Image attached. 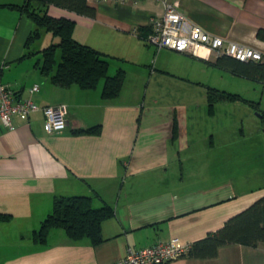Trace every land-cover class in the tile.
<instances>
[{
  "label": "crops",
  "instance_id": "1",
  "mask_svg": "<svg viewBox=\"0 0 264 264\" xmlns=\"http://www.w3.org/2000/svg\"><path fill=\"white\" fill-rule=\"evenodd\" d=\"M170 1L185 14L186 30L197 25L260 50L264 63V0ZM23 2L0 0V84L40 107L66 106L69 125L49 133L42 111L16 115L15 130L0 121V213L10 215L0 221V264H115L129 249L172 238L193 244L264 196V79L242 75L232 61L220 64L224 56L209 48L193 56L148 44L153 20L165 13L162 2L88 0L95 17L56 6L50 13L74 19V38L108 56V75L124 70L123 85L112 98L103 96L104 78L93 89L60 87L41 70L43 47L26 48L32 20L7 6ZM217 71L252 83L255 94L261 86V97L216 84ZM211 89L239 99L211 111ZM229 102L239 105L241 119L217 115L216 106ZM233 119L241 123L240 139L253 140L240 172L230 164L238 150L227 147L237 141ZM219 144L226 146L223 170L215 165ZM75 195L113 209L102 224L105 241L94 246L65 232L59 243H35L32 233L56 198ZM168 264H264V243L229 244L213 258Z\"/></svg>",
  "mask_w": 264,
  "mask_h": 264
},
{
  "label": "trees",
  "instance_id": "2",
  "mask_svg": "<svg viewBox=\"0 0 264 264\" xmlns=\"http://www.w3.org/2000/svg\"><path fill=\"white\" fill-rule=\"evenodd\" d=\"M7 6L16 8L34 24V29L26 41V48L31 49L43 28L58 39L40 50L43 57L41 70L50 75L52 83L60 87L79 84L82 88L93 89L104 78L103 96L112 98L119 94L124 81V70L120 69L115 75H108L110 64L108 56L74 38L76 21L68 16L57 17L50 13V7L56 6L79 15L95 17V9L88 5V0H24L21 5ZM260 37L264 39L262 33ZM58 51L60 58L57 56ZM230 61L233 69L242 75L264 79L262 61L242 62L224 56L220 64L228 65L231 64ZM236 99H239L238 95L211 89L208 103L212 111L215 103ZM112 216L113 209L110 206L104 204L96 207L91 196H58L52 211L41 222L39 228L33 231L32 239L35 243L44 245L53 230L63 229L72 241L88 238L94 246H97L105 241L102 224ZM8 219H10L9 214L0 213V221ZM261 243H264V196L229 218L221 228L191 244L187 256L199 259L213 258L225 245L257 246Z\"/></svg>",
  "mask_w": 264,
  "mask_h": 264
},
{
  "label": "built area",
  "instance_id": "3",
  "mask_svg": "<svg viewBox=\"0 0 264 264\" xmlns=\"http://www.w3.org/2000/svg\"><path fill=\"white\" fill-rule=\"evenodd\" d=\"M106 1V0H104ZM116 3L142 0H107ZM165 5V13L155 18L151 24V32L146 42L157 50L170 49L197 56L202 48H209L217 56H229L242 62H261L263 53L255 48L247 47L223 37L214 36L200 26L194 25L189 30L184 28L186 16L179 11L176 4L170 0H155ZM39 86L33 87L38 91ZM42 111L46 119L49 133H61L68 128V108L61 106L40 107L32 99H19L14 90L0 84V121L9 130H15L14 117L16 115H30ZM191 244L184 243L179 238L158 242L138 250L129 249L126 256L115 264H167L188 255Z\"/></svg>",
  "mask_w": 264,
  "mask_h": 264
},
{
  "label": "rangeland",
  "instance_id": "4",
  "mask_svg": "<svg viewBox=\"0 0 264 264\" xmlns=\"http://www.w3.org/2000/svg\"><path fill=\"white\" fill-rule=\"evenodd\" d=\"M57 40L58 39L54 38L51 32H49L47 29L43 28L40 31V37L37 39L35 44H33V48H36L38 46L46 47L49 44H51L52 42H56ZM59 55H60V53H58V56ZM221 73H223V72H221ZM221 73H220V71H217V73H215V75H214V82L216 84H219V85H222V86H227L230 89L231 88L232 89H238V88H242V87H247L245 89V91H248L249 93H252V95H255L256 97H261V90H259V89H262L261 86H257L258 94H255L256 91L254 92V90H252V88H249V87H253L252 83L249 85L246 81H242V79H238L235 76H230L228 74L226 75V74H221ZM249 89H251V90H249ZM237 106H239V105L236 104V103H231V102H229L228 104H225V105H219L218 104L216 106L217 115L218 116H221V115H233V116L237 115L238 116V115H240L238 117V119H241V117L243 116V114H241V113L243 111L239 110ZM263 106H264V104H263ZM248 108H250V107H248ZM256 120H258V119H256ZM234 127H236L235 131L237 130L236 134H235L236 136H234V139H236L237 141L235 143H233L232 146H227V147L231 148L233 150H238L237 154H233V155L231 154L232 157L230 155L229 158L231 157L230 160L233 162V164L232 163H230V164L233 165V168H235V164H237L236 166H238V168L237 169H233V171L238 170L240 172V170H241V166L240 165L242 164L243 160H244V162H246L251 157L250 156L251 153L246 150L247 148L245 146H249L250 144H252L253 140L247 138V139H245L243 141V138L240 139L239 129L241 128V123L240 122H236L233 119V128ZM246 131L249 132V130L247 128L245 129V134H246ZM242 147H244L243 151H241ZM225 148H226V146H224L223 144H219L217 146L216 150H215V153L218 156V159L216 160L215 165H216V168L218 170L225 169V164L228 162L226 159H224L225 155L224 156H220L221 153L225 150ZM248 157H249V159H248ZM255 162H256V160L254 161L253 164H255ZM242 170H243V166H242ZM244 171H247V169H245ZM253 172L256 173L255 170H253ZM52 234H53V236H52ZM64 235H65V230H63V229H55V230H53V232L50 235V237L52 236V239H50V237H49L48 240H49V242L51 240L52 243L54 241L56 243H59V240Z\"/></svg>",
  "mask_w": 264,
  "mask_h": 264
},
{
  "label": "water",
  "instance_id": "5",
  "mask_svg": "<svg viewBox=\"0 0 264 264\" xmlns=\"http://www.w3.org/2000/svg\"><path fill=\"white\" fill-rule=\"evenodd\" d=\"M257 115H259V114H257ZM260 117H261V115H259Z\"/></svg>",
  "mask_w": 264,
  "mask_h": 264
}]
</instances>
